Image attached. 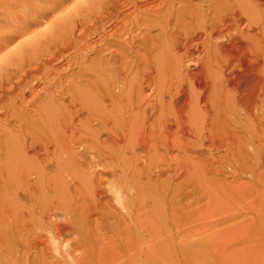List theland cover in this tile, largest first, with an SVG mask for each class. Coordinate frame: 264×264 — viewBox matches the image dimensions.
<instances>
[{
    "label": "bare ground",
    "instance_id": "1",
    "mask_svg": "<svg viewBox=\"0 0 264 264\" xmlns=\"http://www.w3.org/2000/svg\"><path fill=\"white\" fill-rule=\"evenodd\" d=\"M57 94L88 105L118 98L149 158L146 181L173 177V150L182 179L188 153L191 174L258 167L264 0H0V264H156L155 188L141 187L134 155L126 167L95 150L89 173L64 162L68 173L49 182L54 146L42 149L36 132L54 129ZM21 181L31 195L16 204L8 195ZM60 242L62 253L51 247Z\"/></svg>",
    "mask_w": 264,
    "mask_h": 264
},
{
    "label": "rangeland",
    "instance_id": "2",
    "mask_svg": "<svg viewBox=\"0 0 264 264\" xmlns=\"http://www.w3.org/2000/svg\"><path fill=\"white\" fill-rule=\"evenodd\" d=\"M79 89L84 90V87L79 86ZM85 90L91 93L89 88ZM55 96L58 116L54 129L36 132L42 149L53 150L54 146V163L48 167L51 184L56 176L68 173L64 171V162H70L73 169L85 175L89 173L86 166L96 161L92 154L95 150L118 153L119 157L112 158L111 162L116 159V165L126 167L134 155L138 163L136 178L141 187L151 185L155 188L150 225L156 264H264V159L255 168L249 162L234 168L223 164L221 169L210 168L207 164L200 165L198 172L191 174L193 154L188 153L184 168L188 176L182 179L180 169L184 164H176L178 153L173 150L169 159L173 177L146 181L144 165L150 164L149 158L139 144L136 145L131 122H122L121 112L126 106L118 98L111 104L96 101L88 105L80 99L72 102L68 95ZM72 112H77L78 116H69ZM107 120L111 132L104 126ZM106 139L123 143L114 145ZM73 152L82 154V158L72 156ZM202 154L208 161L218 160L220 151L204 147ZM104 162L109 163L106 159ZM61 179L69 193L70 176ZM30 181H34L33 177ZM11 186L12 194L8 197L16 204L23 200V190L31 195L23 181L20 185L13 182ZM3 187L0 184V202H3ZM51 247H58L60 253L66 250V244L61 242Z\"/></svg>",
    "mask_w": 264,
    "mask_h": 264
}]
</instances>
